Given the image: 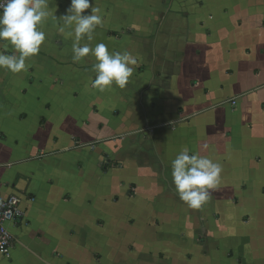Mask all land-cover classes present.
I'll list each match as a JSON object with an SVG mask.
<instances>
[{
  "label": "crops",
  "instance_id": "0c3cea01",
  "mask_svg": "<svg viewBox=\"0 0 264 264\" xmlns=\"http://www.w3.org/2000/svg\"><path fill=\"white\" fill-rule=\"evenodd\" d=\"M94 3L90 46L137 58L124 89L92 88L51 15L28 71L0 69V191L22 211L0 264H264V0ZM185 146L223 168L200 210L172 180Z\"/></svg>",
  "mask_w": 264,
  "mask_h": 264
},
{
  "label": "clouds",
  "instance_id": "9594fccd",
  "mask_svg": "<svg viewBox=\"0 0 264 264\" xmlns=\"http://www.w3.org/2000/svg\"><path fill=\"white\" fill-rule=\"evenodd\" d=\"M90 9L89 14H84ZM57 22L58 33L73 38V62H81L89 55L95 57L96 73L92 88L104 92L113 85L124 89L133 75L137 58L128 51L110 52L104 43L91 47L94 33L104 25V15L94 0H71L66 13L59 18L50 12L48 0H0V69L12 74L28 71L26 61L39 54L45 43L42 30L48 18ZM67 30V31H66ZM87 39L88 43L81 45ZM11 46L12 54H6ZM207 147V146H206ZM222 165L189 148L181 149L172 161V180L179 199L190 209L200 210L209 201L210 190H216L222 181Z\"/></svg>",
  "mask_w": 264,
  "mask_h": 264
},
{
  "label": "built area",
  "instance_id": "2783aa9c",
  "mask_svg": "<svg viewBox=\"0 0 264 264\" xmlns=\"http://www.w3.org/2000/svg\"><path fill=\"white\" fill-rule=\"evenodd\" d=\"M20 198L17 195H2L0 191V256L8 257L12 247L11 237L6 225L21 218Z\"/></svg>",
  "mask_w": 264,
  "mask_h": 264
}]
</instances>
